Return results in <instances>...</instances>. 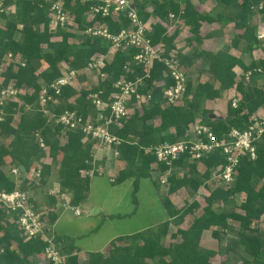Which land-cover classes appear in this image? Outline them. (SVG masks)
Segmentation results:
<instances>
[{
	"label": "trees",
	"instance_id": "16d2710c",
	"mask_svg": "<svg viewBox=\"0 0 264 264\" xmlns=\"http://www.w3.org/2000/svg\"><path fill=\"white\" fill-rule=\"evenodd\" d=\"M102 0H64V6L70 11L73 20L81 34L72 31L73 27L65 29L52 28L48 11V1L24 0L22 9L19 11V22L23 24V29L18 40L12 39L14 23H7L3 29L0 27V61L4 55H11L14 58H23L25 65L19 67L17 71L10 67H5L3 71L4 79L0 83V89L7 85L8 78L15 79V86L24 89V94L18 96V100H11L7 107L0 113V129L6 130L13 135L8 145L0 143V191H11L15 188V179L10 172V168L5 170V156L11 157L16 164L25 171L35 165H40L39 182L45 184L49 171L42 163L41 158L45 154L59 161V180L55 181L57 186L72 193L71 203L77 206L81 200H84L89 191L90 177H81L80 170L90 167L87 161L92 160L94 152V142L84 139L80 131L63 130L60 123L55 121L56 117L65 109L74 110L76 113L93 122H100L97 118V109L92 103L91 96H97L104 102H109L116 89L113 83L119 78L141 79V85L138 92L143 95L150 94L149 99H145L141 106L134 105V96L126 107V115L120 126L112 124L110 130L117 137L123 139L117 147L119 151L118 159L123 166L117 172V182H123L133 178L136 192L141 178H152L154 185L157 186V179L153 178V172L156 169L151 167L155 163L154 156L146 151L148 147L158 142L176 141L184 138L190 126L196 122L208 125L220 136L232 127L245 128L249 122L255 118L256 110L264 105V79L261 87L245 88L243 85L249 84L253 76L262 73L264 75V38L258 39L256 26L249 20L252 14V5H261L260 12L264 16V0H215L217 4L224 6H233L235 13L230 18L234 22L233 40L246 42V50H251L253 45L261 48L263 58L252 60L245 65L239 56L229 54L226 50L211 52L207 50H198L190 53L185 51L176 52L179 63L185 67L194 61V59H204L208 65L205 68L211 73V79L196 82L186 81L185 90L182 98L184 103L166 104L163 100V91L172 85V80L165 75L167 67L158 59H154L151 68L145 72L142 65L134 60L136 49L126 46L124 43L115 47V51L110 54L109 47L114 44L108 38L102 35H90L82 33L86 28L98 24L106 29L110 34H117L121 29L130 26V20L126 11H113L111 15L102 17L100 14H94L91 8L101 4ZM136 5V12L140 19L145 22L150 16L158 17V21L149 24L151 30L146 33L147 38L153 45L163 43L173 47L172 41L178 37L177 29L170 35H167L169 24L166 22L169 13H174L176 18H182L183 24L188 25L192 32L197 33L201 27L202 20L212 21L213 17L209 14L200 12L190 0H154V8L151 12L146 10V2L142 0H133ZM169 21V20H168ZM181 23V21H180ZM179 23V24H180ZM73 37L74 41H70ZM197 37V41H199ZM191 41L192 39H188ZM232 40V41H233ZM168 48V47H167ZM244 48V49H245ZM170 53L164 52L163 56ZM97 56L103 58L104 65L100 69H87L88 63ZM5 60V58H4ZM43 60L47 66L36 73L35 68L31 66V61ZM239 65L242 70L251 68H260L259 73H253L251 80L244 84L241 75L234 71V67ZM94 71L98 75V81L95 83L85 82L80 87L75 88L70 85L62 87L61 94L56 96L55 105L49 102L42 105L39 100V93L42 86L49 84L57 77L61 76L65 69ZM8 69V75L6 72ZM99 72L105 74L99 76ZM78 79V75H77ZM236 86L241 94V100L236 108L231 107L229 100L223 113L214 114L211 108L202 106L205 101L213 102L215 99H221L222 92ZM182 100V99H181ZM20 102V103H18ZM34 105L35 110H30ZM48 110L46 114L43 109ZM21 111L16 123L15 113ZM104 116L108 115V109L102 110ZM214 114V117H210ZM155 119V123H150ZM169 130H171L169 132ZM136 137L131 140L130 137ZM41 139L47 150L39 145L38 139ZM39 155V157H38ZM33 156H35L34 159ZM3 158V168L1 159ZM224 156L216 150L202 157L200 161H189L180 159L174 161L171 168L164 165H158V169L166 172L168 188L167 192L160 195V201L166 211L167 218L158 224L153 233L148 236L140 231L127 235L117 236V240H134V247H123L113 245L111 253L104 256L100 252L90 253L88 264H211L210 259L216 254L214 250H205L200 247V239L203 230L211 227H227V220L231 219L238 223L236 243L243 246L245 257L243 264H264V249L262 234L248 233L252 232V224L260 219L264 214V136L262 141L257 144V154L255 159L242 157L236 169L234 183L225 188L214 186L209 192L206 205L203 212L199 215H192L191 221L186 225L185 218L193 214L195 208L200 206L198 200L183 204L178 207L171 196L176 195L181 188L190 187L197 189L200 180L188 175L197 171V166L202 164L205 168L204 175L209 178L210 170L214 167L223 166ZM46 167V168H45ZM182 177H177L178 170L185 169ZM174 172H170L171 170ZM33 181V179H31ZM256 184H255V183ZM259 184H258V183ZM22 188V187H21ZM73 188L76 191H73ZM238 192L245 193V198L240 205V212L227 213L215 210L211 202L213 199L225 200ZM54 203L41 204L42 214L46 207L56 208L57 202L54 196L47 195ZM135 200V199H134ZM33 202V200L30 199ZM39 207V206H38ZM49 211H53L51 208ZM53 215V214H52ZM57 216V215H56ZM52 217V216H51ZM17 213L6 212L0 205V244L6 241L15 242L16 249L21 252L19 257L15 250L4 251L3 259L7 264H13L18 259L20 264H36L27 261V257L40 256L44 250L45 243L40 238H25L21 233H12L11 227H18L16 224ZM56 220V218H55ZM55 220L51 219L54 223ZM173 223L176 226L175 231L171 233V238L175 242L164 246L161 243L166 235L169 225ZM48 224V223H47ZM10 227V228H11ZM152 229V228H151ZM216 234V233H215ZM55 239L60 245H65L66 241L62 237L55 235ZM67 244V243H66ZM69 253L66 255L64 264H78L79 255L71 243L67 244ZM62 253V251H61ZM64 254V253H63ZM250 259L252 261H250ZM30 262V263H29ZM0 264L1 260H0Z\"/></svg>",
	"mask_w": 264,
	"mask_h": 264
},
{
	"label": "rangeland",
	"instance_id": "374dc122",
	"mask_svg": "<svg viewBox=\"0 0 264 264\" xmlns=\"http://www.w3.org/2000/svg\"><path fill=\"white\" fill-rule=\"evenodd\" d=\"M142 1L146 2L145 11L151 12L154 8V0ZM190 1L197 3L196 0ZM23 2L24 0H0V27L3 29L7 26V23H14L15 26L12 33V39L14 40H18L20 38L23 29V24L19 22V20H21L19 11H21L20 9H22ZM197 4L200 5V8L203 7V10L199 8L197 9L199 11L202 10L201 12L205 13H207L211 8H216L213 11L215 17L213 16L214 18L212 19V23L202 20L203 22H201V26H203L200 27L197 33H195L191 31L190 26L183 24V19L181 17L176 18V16H174L171 18L168 16L166 22L169 24V27L166 30V33L167 35H170L175 29H177L178 32L176 34H178V37H175V39H173V47H170L168 43L166 45H164L163 43H159L158 45H156V53H159L161 55L163 50V53L165 51L170 53L169 55H171L177 61V65L179 66L181 65V63H179L176 52L185 51L191 54V52L195 51V49L205 47L206 45L204 43V45L202 44L203 46L201 45L203 38L206 39L205 35H209V37L212 38L210 40H206L209 49H216L220 47L217 46V42L221 45L223 43H226L230 39V37V40H233L235 26L234 22H232L230 18L235 13L236 8L233 6H224L222 4L219 5L215 2V0H206L204 2H201V4L200 2ZM260 7V4L252 5V14L249 16L250 22L257 26L255 30L256 32L258 31V28H263L262 30H264V16L259 10ZM68 12L71 13L70 11ZM71 17L73 16L71 15ZM158 19L159 18L156 16H150L147 21L142 22L144 28L146 29V32H149L151 30L149 24L153 21H158ZM72 31L81 34V30H78L76 25L73 26ZM260 34L263 35V37L260 38L261 40L264 38V34L258 32L257 38ZM197 37H199V41H197ZM188 39L192 40L189 41ZM70 41H74L73 37H70ZM210 42L212 43L210 44ZM114 51L115 46L112 45L111 47H109L110 54H112ZM261 53L259 54L261 55ZM238 55L241 56V54ZM2 57L3 58L0 61V83H2L4 79L3 71L5 67H10L12 70L17 71L20 66L23 67V65H25L22 64L25 63V60L23 58H14V56L11 57L10 54L7 56L4 55ZM207 65L208 63L204 59H194V61L189 65L188 68L183 65L181 66L182 69L185 70L187 80L190 79L191 82H196L197 80L205 81L211 79V73L205 69ZM31 66L35 68L36 73H39V71L44 69L47 64L43 60H33L31 61ZM6 73V77L9 76L8 69ZM77 75L79 83L76 84V87L78 88L85 82L96 83L98 81V75L94 71H88L86 73V71L78 70ZM263 79L264 75L262 73L256 74L253 76L252 80L250 79L251 81L249 84H246L248 83L246 82L244 83L246 85L243 86L245 88L261 87ZM14 83L15 79L9 77L7 85L0 89L1 114L3 113V108L7 107L8 103L11 100L17 101L18 96L20 94H24L25 92L24 89L17 88ZM11 88H15V96H7L5 93H3L4 89L11 90ZM228 90L227 92L226 90L222 92L221 99H215L213 100V102L205 101V103L202 104L203 108H211L214 114L223 113L224 110H227V108L225 109V106L227 104L226 101L228 99L227 97L231 93V91ZM184 99L185 98L183 97L182 100H179V102L184 103ZM34 105L35 104H32L30 106V110L28 111L33 112V109L35 110ZM43 111L45 113L47 112L46 109H43ZM21 113V111H19V113H15V119L12 123H16ZM256 113H258L259 115H263L264 105L260 106L256 110ZM150 123H155V119L151 120ZM170 131L171 130H169V132ZM12 138L13 135L11 133H8L6 130L0 129V143L8 145L9 141H11ZM130 139L136 140V137L132 136L130 137ZM46 151L48 152V150ZM34 157L35 156H33V158ZM41 161L42 163H45V165L49 164V166H46L49 167V171H46L47 174L45 175L47 183L45 182V184H43L39 181H31L29 171H23L20 177H18V179H20L21 176L23 177L22 181L20 179L21 182H19V186L30 191V198L31 200H33L32 203L36 207L39 206L38 208H42L41 204L47 205L54 203V201H51V198L48 197V201L45 198L47 195H49L48 190L52 187V184L60 179L58 173L60 167L58 159H53L49 155L45 154V156L41 158ZM1 162L3 168V158L1 159ZM4 163V168L5 170H7L17 162L13 161L11 157L5 156ZM122 166L123 163L119 159L115 161V158H113V160H110V163L107 165V167L103 169L102 176H93L91 178V186L88 197H85L86 199L81 200L79 204H77L78 208L81 211L80 215H74L71 209H64L60 205V202V206L56 204V208H54V206L46 207L45 211L47 212H44L42 214L43 221L46 223L45 225L47 229L50 226L49 223L51 224V221H49L50 218L52 220H55L56 218L55 222H52V231L54 235L64 238L67 244L71 243L74 246L75 252L78 253L77 255H79L78 264H88L90 260V253L100 252L104 256L109 255L113 249V245H117L119 248H121L120 252H122L123 247L126 248L129 244L130 247H134L136 243L134 240H127L128 238L124 240H117L116 237L140 231L148 232L149 230L150 232L145 233V235L148 236L150 233H153L151 231H154L158 224L162 223V220L164 221L167 217L166 211L163 208L159 197L160 195H164L167 192L168 181L166 172L160 171L158 169V165L154 163L151 164V167L153 169H156L157 171L155 172V178H158L156 181L157 186L154 185V181L152 180V178H144L140 180L138 191L136 190L137 192H134L133 178L127 179L120 183L117 182V172ZM204 170L205 168L203 167V165L199 164L197 166V171L193 174L188 173V170H186V168L183 170H178L176 172V176L179 178L187 172L189 177L191 175L201 182L200 186L197 189L193 190L190 187L181 188V190L177 192L178 197L176 195H174L173 197V201L178 207H181L184 203H191L193 200H198L200 202V206L194 209L193 214H189L185 218V220L187 219L185 223L186 225H188L189 221H191L192 215H199L203 212V208L207 203L205 198L207 197L209 192L213 190L214 187L211 183L207 182L208 178L204 175ZM212 171L213 169L210 170L209 178ZM151 181L155 186V189ZM73 191H76V189L73 188ZM157 192L159 193V196ZM69 195L72 197V193H70ZM84 196H87V194H85ZM244 198L245 193L238 192L232 196H229V198L225 200L213 199L211 205L218 212L224 211L227 213H236L240 212V205L243 202ZM55 201L58 202L56 199ZM136 201L138 202V205H136ZM95 206L98 209L100 207L101 212L92 214L91 211ZM50 208L54 210V212L49 211ZM227 223V227H211L210 229L203 230L201 234L200 247L205 250H214L216 252V254L210 259L211 264H243L245 252L243 250V246L239 243H236V240L238 239V223L231 219H228ZM10 227L9 229L12 233H19L18 227ZM251 227L252 229H254V231H249L248 233H257V231L259 233H264V214L260 217V219L255 221ZM175 229L176 226L171 223L168 227L166 235L161 240V243L164 246L175 242V240L171 238V233L175 231ZM2 233L3 230H0V235H2ZM261 237L263 239L262 243L264 249V234H262ZM66 243L63 246L59 245L58 247L60 251H62V253L67 255L69 253V250ZM3 250H15V253L19 257L22 256L21 252L16 249L15 242H12L11 240L9 242L6 241L5 243L0 244V255L2 254V256L4 253ZM2 256L0 257L1 263L7 264L6 260L3 259ZM27 261L35 263V256L27 257ZM250 261L252 260L250 259ZM13 264H20V261L16 259Z\"/></svg>",
	"mask_w": 264,
	"mask_h": 264
},
{
	"label": "built area",
	"instance_id": "2783aa9c",
	"mask_svg": "<svg viewBox=\"0 0 264 264\" xmlns=\"http://www.w3.org/2000/svg\"><path fill=\"white\" fill-rule=\"evenodd\" d=\"M43 1V0H37ZM48 1V11L52 28L65 29L73 27L75 24L73 17L67 9H65L63 0H46ZM92 13L100 14L105 17L111 15L113 11H126V15L130 20L128 28L121 29L117 34L106 32L103 26L94 24L86 28L82 33L90 35H102L112 41L115 47L124 43L126 46L136 49L134 60L137 64H141L145 72L151 68L153 60L158 59L167 67L165 72L172 80V85L165 88L163 91V100L166 104H176L182 99L187 77L182 66L177 65V61L171 56H163L156 53L157 47L150 43L146 35L143 21L137 15L136 5L133 0H102L101 4L91 8ZM169 17H174V13H169ZM170 18V19H171ZM263 35H258L262 38ZM24 64V63H22ZM104 65L103 58L97 56L94 60L88 63L87 69H100ZM260 68L247 70H239L244 83L248 82L253 73L260 72ZM100 77L105 74L99 72ZM77 70L66 67L64 73L51 81L49 84L42 86L39 93V100L42 105L50 103L55 105L56 96L61 94L62 87L70 85L76 87L78 84ZM141 85V79H124L119 78L113 83V86L118 89L112 95L109 102L102 101L97 94L91 96L92 103L97 109V118H101L100 122H93L89 118H85L76 113L74 110L65 109L55 119L60 123L63 130L80 131L84 135V139L94 142V152L92 160L87 161L90 167L80 170L81 177H90L102 174L101 166L96 161L97 149L108 148L112 151L113 156L117 159L119 151L117 147L122 143L123 139L117 137L110 130L112 124L120 126L126 115V107L131 102V97L134 96V105L139 107L145 99L150 98V94L146 95L138 92V87ZM9 89V88H8ZM4 89L3 93L7 96H15V88L11 90ZM231 93L227 97L231 107L236 108L241 100V94L233 86L230 89ZM13 94V95H12ZM46 109V108H45ZM108 109V115L104 116L102 110ZM48 114V110L46 112ZM264 136V114H255V118L249 122L245 128L232 127L220 136H217L212 128L202 123H194L186 132L185 137L176 141H161L151 145L146 149L154 158L155 163L171 168L174 161L180 159H188L189 161H200L202 157L216 150L224 156L225 163L223 166L214 167L210 178L207 182L213 186L229 187L234 183L236 169L242 157L255 159L257 154V144L262 141ZM39 145L44 150L47 147L39 138ZM40 165L37 163L29 169L30 178L35 182L40 178ZM24 169L12 166L11 174L15 179V188L11 191H0V205L6 212L17 213L16 224L19 232L25 238H40L44 241L45 247L40 256H36V264H64L66 255L61 253L59 249L60 243L55 239L52 231V226L46 228V223L43 221L42 211L30 201V191L21 188V181L18 179ZM49 195L54 196L58 201L57 204L64 209H71L74 215H80L81 211L78 206L71 203V192L60 188L54 184L49 190ZM59 205V206H60Z\"/></svg>",
	"mask_w": 264,
	"mask_h": 264
},
{
	"label": "crops",
	"instance_id": "0c3cea01",
	"mask_svg": "<svg viewBox=\"0 0 264 264\" xmlns=\"http://www.w3.org/2000/svg\"><path fill=\"white\" fill-rule=\"evenodd\" d=\"M197 1V3H199L200 2V4H201V2H204V1H206V0H196ZM192 2V1H191ZM197 3H195V2H192V4L194 5V6H196V8H199V9H202V8H200V5L199 4H197ZM219 5H221V4H219ZM214 9H216V8H214ZM214 9H209L208 10V12H207V14H209L211 17H215V14L213 13V11H214ZM203 10V9H202ZM201 10V11H202ZM200 11V12H201ZM205 13V12H204ZM213 17V18H214ZM204 21H206V22H209V23H212V21H208V20H204ZM201 22H203V21H201ZM233 22V21H232ZM231 22V23H232ZM203 26V25H202ZM201 26V27H202ZM257 27V26H256ZM263 29V28H262ZM261 28H258V31L256 32V33H263L264 34V30H262ZM234 35V34H233ZM205 37H206V39L205 38H203V40H202V42H201V45L204 43L206 46L205 47H202V48H200V49H198V50H202V49H204V50H207V51H211V52H216V51H218V50H226L229 54H232V55H235V56H239L238 54H241V56H239L241 59H242V61H243V63L245 64V65H248L252 60H258V59H261V58H263V52L261 53V48H258V47H256V44H254L253 45V48L249 51V50H246V42L244 41V40H239L238 42H235L234 40L232 41V40H230L231 39V37H230V39L226 42V43H223V44H219L218 42H217V46H220V47H218V48H216V49H209L208 48V44H207V41L206 40H210V39H212V38H210L209 37V35H205ZM214 42V41H213ZM212 42H210V44H211ZM203 44V45H204ZM202 45V46H203ZM245 48V49H244ZM259 53H261V55L259 54ZM235 69H234V71L236 72V73H238V71L239 70H242V68L239 66V65H236L235 67H234ZM230 90V89H229ZM228 90V91H229ZM226 92H227V90H226ZM225 92V93H226ZM224 95V94H223ZM222 98V97H221ZM223 100V99H222ZM95 155H96V161H97V163L101 166V169H102V172H103V169H105V167H107V165L110 163V160H113V158H115L114 156H113V153H112V151L110 150V149H108V148H105L104 150L103 149H101V148H99V149H97V152L95 153ZM118 159H116L115 158V161H117ZM171 172V171H170ZM172 172H174V170H172ZM171 172V173H172ZM153 173H155V172H153ZM152 173V174H153ZM96 176H102V174L101 175H96ZM155 176H156V173H155ZM155 176H153V178L155 177ZM141 179H144V178H141ZM140 179V180H141ZM140 180H139V183H140ZM139 183H138V188H139ZM151 183H152V181H151ZM152 185H153V183H152ZM90 186H91V181H90ZM90 186H89V190H90ZM154 186V185H153ZM138 188H137V191H138ZM154 189H155V186H154ZM136 191V192H137ZM157 191V190H156ZM158 193V192H157ZM88 194H89V191L87 192V196H86V198L88 197ZM158 196H159V193H158ZM160 197V196H159ZM173 195L171 196V200H173ZM85 198V199H86ZM137 200V199H136ZM174 202V201H173ZM136 205H138V202L136 201ZM98 212H101V208L99 207V209H98ZM97 213V212H96ZM167 218V217H166ZM163 221V220H162Z\"/></svg>",
	"mask_w": 264,
	"mask_h": 264
},
{
	"label": "water",
	"instance_id": "95a60500",
	"mask_svg": "<svg viewBox=\"0 0 264 264\" xmlns=\"http://www.w3.org/2000/svg\"><path fill=\"white\" fill-rule=\"evenodd\" d=\"M215 115L214 114H210V117H214ZM173 170V169H172ZM172 170H171V172H172ZM153 176H155V173H153ZM96 212H98V208L95 206L93 209H92V211H91V213L93 214V213H96Z\"/></svg>",
	"mask_w": 264,
	"mask_h": 264
}]
</instances>
